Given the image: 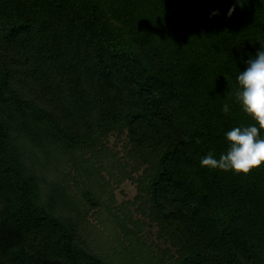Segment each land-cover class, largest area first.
Segmentation results:
<instances>
[{"label": "trees", "instance_id": "1", "mask_svg": "<svg viewBox=\"0 0 264 264\" xmlns=\"http://www.w3.org/2000/svg\"><path fill=\"white\" fill-rule=\"evenodd\" d=\"M261 45L264 0H0V264H264V163H200L255 123L235 94ZM41 152L74 167L55 179H85L79 193ZM102 171L137 190L105 210L114 257L78 231Z\"/></svg>", "mask_w": 264, "mask_h": 264}, {"label": "rangeland", "instance_id": "2", "mask_svg": "<svg viewBox=\"0 0 264 264\" xmlns=\"http://www.w3.org/2000/svg\"><path fill=\"white\" fill-rule=\"evenodd\" d=\"M108 148L111 152H116L118 154V158L124 160L125 158V151L122 147L121 140L119 141L114 135L110 136L108 138ZM39 158L42 159H48V166H50V178L53 180L55 179L56 175L58 173L61 174H71L75 176V170L73 166H68V164L64 165V162L62 159L64 157L61 156H52L47 158L45 152H41V155H38ZM52 158V159H51ZM51 159V160H50ZM131 165V160L128 162V166ZM46 166V165H45ZM130 170V167L128 168ZM60 171V172H58ZM57 172V173H55ZM54 173V174H52ZM102 176L109 181L108 186H104L103 190H100L97 192L94 190L95 194L98 193V199H99V206L93 210H89V207L85 206V219L81 220L79 222L78 231L83 234L85 240L87 242H90L92 244H96V239L98 237H101V246H99V249L101 252L99 254L107 256L110 255V257H114V254L121 250L120 248L116 247V242L114 239V230L111 227V218L109 217L108 213H106L105 210H108L109 208H113L117 210L121 206H128V203H131L134 200V197L137 194L136 186L131 180H126L121 176L120 172H113L114 178L110 179V176L107 172L102 171ZM140 173V171H138ZM82 173L79 172L78 176ZM137 174L134 175L136 177ZM57 180L61 182V184L65 187H69L71 193H79L78 190L79 187L85 183V179L73 177L71 179H66V181L62 180L61 177H58ZM79 188V189H78ZM84 190H88V185L82 187ZM106 208V209H104ZM134 218L136 219H143L140 215L136 214L134 215ZM114 226V225H113ZM115 228V227H114ZM116 229V228H115ZM117 230V229H116ZM156 228H149L148 226L144 228V230L141 232L140 237L144 239L145 244L151 247L154 251L157 249V246L159 248H163V244L159 242L156 239ZM120 240L124 241V237L120 236ZM91 244V245H92ZM129 243L127 241L124 242V247L129 249Z\"/></svg>", "mask_w": 264, "mask_h": 264}, {"label": "clouds", "instance_id": "3", "mask_svg": "<svg viewBox=\"0 0 264 264\" xmlns=\"http://www.w3.org/2000/svg\"><path fill=\"white\" fill-rule=\"evenodd\" d=\"M235 11L230 8L228 15ZM218 12L212 13L217 15ZM246 70L237 77L239 90L236 100L242 110L255 122L249 126L234 127L226 133L229 148L219 159L209 152L201 158V166L223 171H233L236 174H250L264 163V138L260 131L264 130V45H261L256 55L246 61ZM223 112H229L228 104L223 106Z\"/></svg>", "mask_w": 264, "mask_h": 264}]
</instances>
